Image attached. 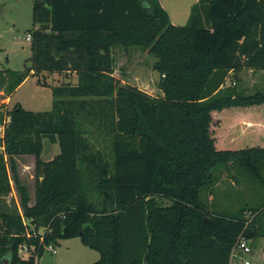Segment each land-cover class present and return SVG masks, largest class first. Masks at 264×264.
Returning <instances> with one entry per match:
<instances>
[{
    "label": "trees",
    "instance_id": "16d2710c",
    "mask_svg": "<svg viewBox=\"0 0 264 264\" xmlns=\"http://www.w3.org/2000/svg\"><path fill=\"white\" fill-rule=\"evenodd\" d=\"M201 1L203 14L195 5L176 25L160 0H33L31 66L0 89L10 96L31 72L77 80L52 87L49 110L0 108V264H36L44 246L68 237L98 251L93 264H229L238 236L259 234L263 209L215 214L199 191L235 163L264 181V91L236 75L264 70V0ZM116 47L156 58L161 96L114 76ZM86 120L108 136L111 165L90 146ZM44 139L59 147L48 160ZM18 155L34 157L33 204ZM10 180L21 210L5 203ZM40 227L42 241L32 234Z\"/></svg>",
    "mask_w": 264,
    "mask_h": 264
},
{
    "label": "rangeland",
    "instance_id": "374dc122",
    "mask_svg": "<svg viewBox=\"0 0 264 264\" xmlns=\"http://www.w3.org/2000/svg\"><path fill=\"white\" fill-rule=\"evenodd\" d=\"M160 1L171 17L170 20L176 25L187 23L193 6L200 5L201 13L204 12L206 6L201 0ZM32 6L33 0H0V81L9 80L13 73H21L26 66H31L29 61L31 45L25 37L35 25ZM113 57L114 76L121 83L136 86L152 96H161V91L157 86L159 74L153 68L156 58L147 50L140 47H131L126 50L116 47L113 50ZM232 74L229 75L227 83L230 82ZM239 75L242 80L241 85L250 92L261 89L257 88L256 84L264 85V73L259 70L251 72L245 69L239 71ZM76 80V74L69 78L56 72H31L11 93L8 102L6 94L0 89V108L4 109L6 106L11 107L19 103L27 110H49L53 102L52 87L62 82L75 83ZM82 125L88 130L85 137L92 149L101 151L104 159L111 165L113 155L108 136L104 132L97 131L96 125H91L89 120L83 122ZM43 143L42 159L48 160L59 152L57 143H52L48 139H44ZM14 159L20 181L28 189L29 203L33 204L34 157L18 155L14 156ZM262 170L263 175L264 168ZM215 172L217 183L211 188L203 187L199 191V200L205 207L215 214L226 216H235L240 209L244 208V216L247 219L251 217L249 212L252 209H263L255 218L259 234L251 238V252L245 254L237 251L232 264H243L244 260H249L251 264H264V181L260 175L252 177L238 163L228 168L218 166ZM10 183L12 189L4 197L5 203L9 207L16 204L20 209L19 193L12 180ZM92 192V197L95 198L96 192ZM155 199L157 203L163 205L171 203L166 198L155 197ZM38 233L43 234L44 227H40ZM54 245L56 252L44 250L36 264H93L99 258L98 251L84 245L79 237L59 238Z\"/></svg>",
    "mask_w": 264,
    "mask_h": 264
},
{
    "label": "built area",
    "instance_id": "2783aa9c",
    "mask_svg": "<svg viewBox=\"0 0 264 264\" xmlns=\"http://www.w3.org/2000/svg\"><path fill=\"white\" fill-rule=\"evenodd\" d=\"M25 38L30 43V41H31V34H30V32H28L26 34V37ZM3 129H4V124L3 123H0V150L3 149V146H2V143H1V137H2V134H3ZM32 234L33 235H38L39 234V239H40V241H42V234L38 233V231H34ZM29 235L30 234L27 232V236H29ZM29 249L30 248H28L27 245L22 244L18 248V254L21 257H26L27 254H28V250ZM44 249L45 250H48V251H51L52 253H55L56 252L55 246H53L52 244H49V245L44 246ZM237 251H240V252L245 253V254H248V253L251 252V242H250V239H248L245 236H243V234H240L238 236L236 242L234 243V245L231 248V252H230V263L229 264H232L233 259H234L235 255H236V252ZM243 264H251V262L249 260H244L243 261Z\"/></svg>",
    "mask_w": 264,
    "mask_h": 264
},
{
    "label": "crops",
    "instance_id": "0c3cea01",
    "mask_svg": "<svg viewBox=\"0 0 264 264\" xmlns=\"http://www.w3.org/2000/svg\"><path fill=\"white\" fill-rule=\"evenodd\" d=\"M161 2V1H160ZM162 4V3H161ZM171 18V17H170ZM242 70H245V69H242ZM241 70V71H242ZM246 70H251V72H253V71H257V70H252V69H246ZM259 71H261V72H263L264 73V70H259ZM231 74V72L229 73V75ZM64 75V74H63ZM237 79L239 80V82H240V84H242L241 82H242V80H241V78L239 77L240 75H239V72H237ZM239 75V76H238ZM65 77H71L72 78V76H75V74L74 73H67V74H65L64 75ZM259 84H256V86H257V88H261V89H264V85L263 86H258ZM261 89H258V90H261ZM262 91H264V90H262ZM9 96L7 97V102H8V100H9ZM7 104V103H6ZM44 144V143H43ZM251 244H252V241H251Z\"/></svg>",
    "mask_w": 264,
    "mask_h": 264
},
{
    "label": "water",
    "instance_id": "95a60500",
    "mask_svg": "<svg viewBox=\"0 0 264 264\" xmlns=\"http://www.w3.org/2000/svg\"><path fill=\"white\" fill-rule=\"evenodd\" d=\"M59 56V52L56 53V57ZM4 263L7 264V259H4Z\"/></svg>",
    "mask_w": 264,
    "mask_h": 264
}]
</instances>
